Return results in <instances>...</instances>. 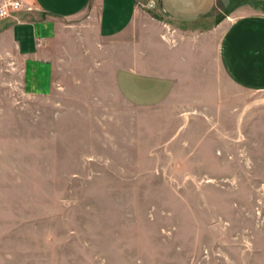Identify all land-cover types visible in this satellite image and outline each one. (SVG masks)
Segmentation results:
<instances>
[{
	"label": "crops",
	"instance_id": "crops-1",
	"mask_svg": "<svg viewBox=\"0 0 264 264\" xmlns=\"http://www.w3.org/2000/svg\"><path fill=\"white\" fill-rule=\"evenodd\" d=\"M27 1L33 11L0 20V264L33 257L16 245L32 192L63 203V130L80 116L96 132L84 163L112 161L98 150L113 129L133 156L115 161L160 178L194 156L246 161L243 141L264 131V0Z\"/></svg>",
	"mask_w": 264,
	"mask_h": 264
},
{
	"label": "rangeland",
	"instance_id": "rangeland-1",
	"mask_svg": "<svg viewBox=\"0 0 264 264\" xmlns=\"http://www.w3.org/2000/svg\"><path fill=\"white\" fill-rule=\"evenodd\" d=\"M88 119L75 121L79 131L64 125L63 203L45 187L38 198L32 192L28 210L16 211L26 218L17 228L26 237L16 245L28 242L33 257L10 264H264V131L243 141L245 162L194 156L160 178L152 164L115 161L133 158L118 129L98 150L112 161L84 163L82 154L95 150ZM256 120L263 128L264 114ZM71 140L80 146L79 161L66 146ZM71 171L78 176L66 177Z\"/></svg>",
	"mask_w": 264,
	"mask_h": 264
},
{
	"label": "built area",
	"instance_id": "built-area-1",
	"mask_svg": "<svg viewBox=\"0 0 264 264\" xmlns=\"http://www.w3.org/2000/svg\"><path fill=\"white\" fill-rule=\"evenodd\" d=\"M35 9L27 0H0V20L7 18L18 19V14L31 12Z\"/></svg>",
	"mask_w": 264,
	"mask_h": 264
}]
</instances>
